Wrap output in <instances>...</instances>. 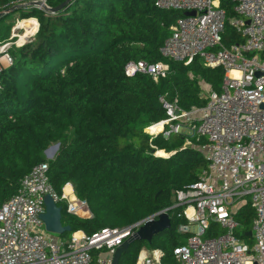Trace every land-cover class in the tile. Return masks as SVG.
Returning a JSON list of instances; mask_svg holds the SVG:
<instances>
[{"label": "trees", "instance_id": "obj_1", "mask_svg": "<svg viewBox=\"0 0 264 264\" xmlns=\"http://www.w3.org/2000/svg\"><path fill=\"white\" fill-rule=\"evenodd\" d=\"M23 1L0 0V13L25 6ZM65 1L48 4L58 7ZM155 2L75 0L57 14L33 7L19 11L22 18L36 15L40 27L34 41L11 52L14 65L0 76V202L17 193L35 166L47 162L56 193L61 196L71 184L92 215H70L60 203L62 222L72 228L64 240L79 231L91 236L103 228L130 226L172 208L176 192L195 184L207 167L193 148L205 140L146 133L167 118L160 97L177 98L180 108L190 111L206 105L204 86L220 92L225 77L221 68H207L199 58L185 66L161 55L181 14L160 10ZM222 6L229 18L236 16L232 0ZM5 20H0V33ZM224 43L243 39L227 25ZM130 62H165L172 73L158 81L129 78L125 66ZM52 143L60 148L47 161ZM160 151L170 156H156ZM176 212H170L171 229L149 246L163 251L164 264H176L174 249L184 243L178 229L185 221ZM235 219L238 237L252 245L255 211L247 204ZM214 231L221 232L213 225L209 234ZM140 251L131 252L130 246L119 264H136ZM92 255L95 262L97 253Z\"/></svg>", "mask_w": 264, "mask_h": 264}, {"label": "built area", "instance_id": "obj_2", "mask_svg": "<svg viewBox=\"0 0 264 264\" xmlns=\"http://www.w3.org/2000/svg\"><path fill=\"white\" fill-rule=\"evenodd\" d=\"M222 2H155L160 10L181 14L170 27L172 34L161 55L185 66L199 58L207 68H221L225 76L220 92L204 86L207 103L203 107L184 111L177 98L160 97L167 118L147 128L150 132L162 127L157 134L150 132L151 137L168 139L183 134L205 140L193 148L207 160L206 169L195 184L175 194L172 208L178 207V212L174 216L185 221L178 231L187 238L186 244L174 249L176 264H264V0H232L236 16L230 18ZM31 4L43 12L51 7L48 0L23 1V5ZM193 12L195 16H186ZM227 25L243 43H224ZM13 38L0 42V76L14 63L10 50L17 42H10ZM171 73L165 62H130L125 66L129 78L145 75L158 81ZM71 190L70 195L65 190L61 196L56 193L47 162L35 166L21 180L17 193L0 202V264H113L125 241L147 221L163 212L170 215L172 209L130 226L103 228L91 236L79 231L69 240H60L46 231L41 218L47 195L58 206L65 204L70 215L92 217L88 203L75 195L72 185ZM247 204L255 211L252 247L238 237L240 225L235 219ZM213 225L221 232L210 235ZM93 252L97 253L95 262ZM163 257L162 250H143L136 264H164Z\"/></svg>", "mask_w": 264, "mask_h": 264}, {"label": "water", "instance_id": "obj_3", "mask_svg": "<svg viewBox=\"0 0 264 264\" xmlns=\"http://www.w3.org/2000/svg\"><path fill=\"white\" fill-rule=\"evenodd\" d=\"M73 1L75 0H67L62 3L58 7H45L44 10L48 13L57 14L63 10H65ZM34 4L19 6L9 11L0 13V20L6 19L9 15L13 13H17L22 9H27L29 7H34ZM196 13H187L186 16H195ZM249 23V22H248ZM60 148L59 144L48 148L45 151V154L53 150V155L58 152ZM44 205H45V213L42 215V220L45 224V229L48 233L53 235H65L66 233H71L72 228L70 226H65L62 222L63 219V208L58 206L51 195H47L44 198ZM178 209V207H174L171 209L173 210ZM172 221L170 218L169 213L163 212L161 213L157 219L147 221L136 233L133 238L128 239L122 245L120 249L117 250L113 264H119L121 256L126 252V250L134 244V242H146L151 244L154 237L164 233L165 231L171 229ZM249 236L252 238V232L249 233Z\"/></svg>", "mask_w": 264, "mask_h": 264}, {"label": "rangeland", "instance_id": "obj_4", "mask_svg": "<svg viewBox=\"0 0 264 264\" xmlns=\"http://www.w3.org/2000/svg\"><path fill=\"white\" fill-rule=\"evenodd\" d=\"M1 26L3 28L2 31H1V33H0V40L1 41H3V40H4V42L5 41H8L9 39L12 38V36H15V38H13V40L10 41V42H13V43H16L17 42L13 46V48L10 50V53H11L13 51H16L19 48H22L23 46L27 45L28 43L34 41V39H35V36L34 35L39 31L40 24H39V21H38V18H37L36 15H33L32 14L29 18H22V12H19V13H13V14L9 15L6 18L5 22ZM7 37H8V39H5ZM12 58L14 60V57H12ZM13 65H14V63H13ZM11 67H8V69L11 68ZM150 132L147 129L146 133H148V134L150 133L151 135H153V129L150 130ZM56 144H59V143H52L48 148H51V147L55 146ZM51 153L52 154H50L51 155L50 158L48 157V155L45 154V158L47 159V161L54 160L58 152H56L53 157H52V155H53L52 150H51ZM156 156L161 157V158H168L170 155H168L164 151H160V152H157L156 153ZM69 186L71 188V185L69 184V185H66L65 186V189L67 187H69ZM75 195H76V193H75ZM169 230H167L164 233H162V234L154 237V239L155 238L164 237ZM179 234H181V233H179ZM182 236L184 237V243L183 244H186L185 241H186L187 238L184 235H182ZM52 237H56V238H58L60 240H64V236L63 235H53L52 234ZM149 246H150V244L148 245V243H146V242H134V245H131V252H135L138 249H140L141 250L139 252V255H140V253L143 250L149 249ZM249 246L252 247L251 245H249Z\"/></svg>", "mask_w": 264, "mask_h": 264}, {"label": "bare ground", "instance_id": "obj_5", "mask_svg": "<svg viewBox=\"0 0 264 264\" xmlns=\"http://www.w3.org/2000/svg\"><path fill=\"white\" fill-rule=\"evenodd\" d=\"M233 75H238V74L237 73H233ZM161 130H162V127L161 126L154 127L153 128V134H157V133L161 132ZM52 152H53V150H52ZM50 154H52L51 151L48 153V157L49 158L51 157ZM53 156L54 155H52V157ZM71 191L72 190H71L70 186L65 189V192H66L67 195H70L71 194Z\"/></svg>", "mask_w": 264, "mask_h": 264}, {"label": "crops", "instance_id": "obj_6", "mask_svg": "<svg viewBox=\"0 0 264 264\" xmlns=\"http://www.w3.org/2000/svg\"><path fill=\"white\" fill-rule=\"evenodd\" d=\"M3 41H4V40H3ZM3 41L0 40V42H3Z\"/></svg>", "mask_w": 264, "mask_h": 264}]
</instances>
